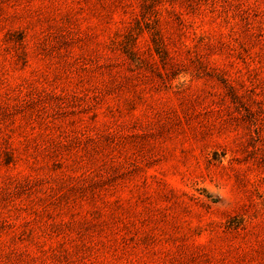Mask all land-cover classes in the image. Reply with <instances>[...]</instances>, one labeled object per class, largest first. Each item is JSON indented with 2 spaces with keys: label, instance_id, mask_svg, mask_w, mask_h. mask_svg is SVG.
I'll return each mask as SVG.
<instances>
[{
  "label": "rangeland",
  "instance_id": "374dc122",
  "mask_svg": "<svg viewBox=\"0 0 264 264\" xmlns=\"http://www.w3.org/2000/svg\"><path fill=\"white\" fill-rule=\"evenodd\" d=\"M0 264H264V0H0Z\"/></svg>",
  "mask_w": 264,
  "mask_h": 264
}]
</instances>
